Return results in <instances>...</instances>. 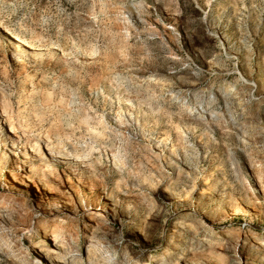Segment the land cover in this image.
Masks as SVG:
<instances>
[{"label":"rangeland","instance_id":"1","mask_svg":"<svg viewBox=\"0 0 264 264\" xmlns=\"http://www.w3.org/2000/svg\"><path fill=\"white\" fill-rule=\"evenodd\" d=\"M0 126V264H264V0H0Z\"/></svg>","mask_w":264,"mask_h":264},{"label":"bare ground","instance_id":"2","mask_svg":"<svg viewBox=\"0 0 264 264\" xmlns=\"http://www.w3.org/2000/svg\"><path fill=\"white\" fill-rule=\"evenodd\" d=\"M211 115V114H210ZM209 116V115H208ZM1 127V126H0ZM32 151V150H31ZM14 174V173H13ZM88 185H90L89 183H88ZM22 204V203H21ZM24 204V203H23ZM61 221H63V219H60L57 223H56V225H60V222ZM58 227V226H57ZM56 229V227L53 229V230H55ZM53 233H54V235H53V237H54V239H55V237L57 236V234L55 233V231H53ZM206 235V234H205ZM65 242V241H64ZM69 248V247H68ZM65 250V249H64ZM68 250V249H67ZM69 250H71V249H69ZM108 250L111 252V249H109L108 248ZM67 252V251H66ZM65 252V253H66Z\"/></svg>","mask_w":264,"mask_h":264}]
</instances>
